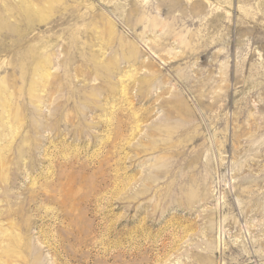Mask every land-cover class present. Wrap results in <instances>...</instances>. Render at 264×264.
Segmentation results:
<instances>
[{
  "label": "rangeland",
  "instance_id": "rangeland-1",
  "mask_svg": "<svg viewBox=\"0 0 264 264\" xmlns=\"http://www.w3.org/2000/svg\"><path fill=\"white\" fill-rule=\"evenodd\" d=\"M0 264H264V0H0Z\"/></svg>",
  "mask_w": 264,
  "mask_h": 264
}]
</instances>
